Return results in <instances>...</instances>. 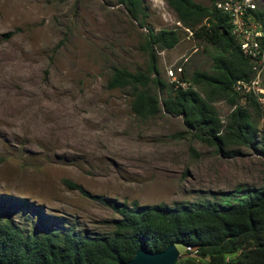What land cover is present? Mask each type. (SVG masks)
Returning <instances> with one entry per match:
<instances>
[{
    "label": "rangeland",
    "instance_id": "1",
    "mask_svg": "<svg viewBox=\"0 0 264 264\" xmlns=\"http://www.w3.org/2000/svg\"><path fill=\"white\" fill-rule=\"evenodd\" d=\"M145 5L141 26L120 0H0V195L28 201L0 213L24 230L37 229L42 215L59 229L113 233L120 214L65 180L93 196L149 205L223 202L237 188L264 186V157L255 149L236 146L240 152L226 156L181 116L162 109L139 117L132 91L108 86L114 66L150 70L149 27L180 33L174 48L155 49L165 82L213 71L216 48L183 26L165 0ZM158 89L162 100L167 94ZM215 105L224 120L234 108L226 99ZM251 111L263 141L264 107Z\"/></svg>",
    "mask_w": 264,
    "mask_h": 264
},
{
    "label": "trees",
    "instance_id": "2",
    "mask_svg": "<svg viewBox=\"0 0 264 264\" xmlns=\"http://www.w3.org/2000/svg\"><path fill=\"white\" fill-rule=\"evenodd\" d=\"M178 20L198 39L216 48L212 72L185 71L176 81L159 76L156 48L172 49L180 42L176 29L155 31L149 27L146 49L150 70H129L114 66L110 88L130 89L133 112L150 118L162 109L183 118L185 126L200 139L215 145L226 156H234L236 146H248L264 157V140L251 108L260 105L252 93L243 94L235 84L254 76V61L231 33L229 16L216 6L195 0H165ZM128 14L146 26L145 0H120ZM264 29V7L252 10ZM185 83V85H183ZM203 91H199L198 88ZM167 95L162 100L157 92ZM226 99L234 108L222 119L215 101ZM240 101H243L242 103ZM66 185L84 196L96 198L121 217L113 220L112 234L90 235L74 227L59 229L41 215L37 229L26 231L11 215L0 213V261L14 264H118L131 260L141 248L162 251L172 244L186 247L188 255L177 264H264V186L237 188L225 200L168 204H131L103 196H93L70 180ZM224 197V196H223ZM224 199V198H223ZM0 209L28 205L25 198L0 195Z\"/></svg>",
    "mask_w": 264,
    "mask_h": 264
},
{
    "label": "built area",
    "instance_id": "3",
    "mask_svg": "<svg viewBox=\"0 0 264 264\" xmlns=\"http://www.w3.org/2000/svg\"><path fill=\"white\" fill-rule=\"evenodd\" d=\"M216 6L229 16L232 35L236 37L241 48L254 61V76L248 80L238 81L235 84V89L243 94H254L264 107L262 77L264 72V29L252 14V10L258 8L256 0H217ZM182 70L183 68L180 66L179 72H182ZM171 73L174 76V70Z\"/></svg>",
    "mask_w": 264,
    "mask_h": 264
},
{
    "label": "water",
    "instance_id": "4",
    "mask_svg": "<svg viewBox=\"0 0 264 264\" xmlns=\"http://www.w3.org/2000/svg\"><path fill=\"white\" fill-rule=\"evenodd\" d=\"M181 254L176 244H172L166 249L157 252L148 251L146 248L139 249L135 256L129 261H121L118 264H177ZM0 264H14L4 263Z\"/></svg>",
    "mask_w": 264,
    "mask_h": 264
}]
</instances>
